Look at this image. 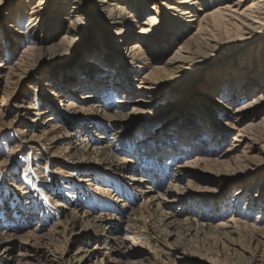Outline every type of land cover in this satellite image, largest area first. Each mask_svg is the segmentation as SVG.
I'll list each match as a JSON object with an SVG mask.
<instances>
[{"label":"rangeland","instance_id":"rangeland-1","mask_svg":"<svg viewBox=\"0 0 264 264\" xmlns=\"http://www.w3.org/2000/svg\"><path fill=\"white\" fill-rule=\"evenodd\" d=\"M202 1L205 10L216 4L231 13L252 2ZM135 2L141 7L132 4L119 23L104 20L100 0L0 2V62L9 66L29 47L45 48L27 54L17 81L0 79V264H264V109L236 111L264 82L241 93L242 86L231 93L227 86L237 77L244 83L264 47L242 39L247 33L213 50L197 45L195 57L208 67L190 90L171 96L163 84L141 97L146 68L130 60L129 43L151 38L147 45L157 50L149 57L160 63L189 32L172 31L184 22L174 0ZM151 14L153 32L141 36L139 24ZM127 24L131 38H121L117 30ZM240 43L251 58L230 61L207 84V73ZM121 70L135 108L118 101L113 75ZM217 95L224 103H214ZM184 99L196 130L184 132L187 120L170 123ZM182 134L187 142L178 140Z\"/></svg>","mask_w":264,"mask_h":264},{"label":"bare ground","instance_id":"bare-ground-1","mask_svg":"<svg viewBox=\"0 0 264 264\" xmlns=\"http://www.w3.org/2000/svg\"><path fill=\"white\" fill-rule=\"evenodd\" d=\"M78 2L82 4H86L87 0H77ZM103 2L101 5V14L105 21H108V19H114L117 23L120 22V20L125 19V11L127 8H130L132 4L134 7H141V2H135L136 0H125V2L120 1H114L111 2L109 0H100ZM176 9L180 10V17H182L184 22H180V24L176 23L174 24L175 27L172 28V31H175L176 35L180 33L182 34L183 31L189 32L185 37L183 42L179 44V46L174 50L173 54L168 57L167 59H164L162 62H158L159 60L155 59L156 57H153L154 61L151 60L152 58L149 57V53L152 52V50H157L155 47L148 46L147 40H152L151 38L145 39V38H138V40H134L130 45V60H138L141 62L139 65L140 67L146 68V71H144L143 76L141 77V84L140 89H142V92L140 93V96H144L147 93L154 94L155 90H159L161 85L165 84L166 87L173 88L170 91H168V94L171 96H176L175 92L181 93V90L188 89L190 90L193 86V83L195 82L194 76H199L203 74L208 65L201 63L200 60L197 59L198 54L196 53L197 50H193L195 46L204 44L206 48H211L212 50L215 48H218L220 40L223 38H238L239 36H244L246 33L250 36L247 38L242 39H251L255 43H261L262 47H264V0H252L251 3L246 5L244 8H242L239 11H231L228 9H225L224 5H216L213 6L210 10H205L204 3H202V0H174ZM134 2V3H133ZM76 4V3H75ZM131 4V5H130ZM73 5V4H72ZM71 5V7H72ZM37 7V5H34L33 8ZM74 8H77L75 5ZM72 7V8H73ZM138 9V8H137ZM204 10V11H203ZM202 12V13H201ZM37 10H33V13L31 14V19L36 20L38 19L37 16H34V14H37ZM136 17V14H131ZM71 17L74 19L73 24H75L77 21V17L75 15H71ZM188 17V18H187ZM133 18V19H134ZM79 19V18H78ZM71 20V19H70ZM180 20V21H182ZM156 21L153 14H151L147 21L140 22L139 24V33L141 36L145 35L144 33H152L153 28L151 26ZM197 22L196 25H193L195 27L194 31H188V29L191 28L192 24H188L187 22ZM187 26V27H185ZM83 27V26H82ZM130 27L131 24H127L125 27H119L115 33H119L120 37L127 39L128 37L131 38L130 34ZM185 27V29H184ZM65 28V27H64ZM71 28V27H70ZM188 28V29H187ZM174 29V30H173ZM73 29H70V34H73ZM78 32V31H77ZM128 32L127 35L125 33ZM82 33V32H81ZM173 34V33H172ZM62 35V34H61ZM60 35V37H61ZM155 36V35H154ZM159 36V35H158ZM157 36V37H158ZM72 36H68L67 40H71ZM163 37H158L159 40H161ZM235 43V42H234ZM62 44V43H61ZM124 44V43H123ZM247 43H240L238 47L233 48L230 51H225L224 55H227L223 58V64L221 67L217 70L211 71L210 73H207L206 80L207 84H211L213 80H219L220 76H222V73L224 74L227 65L230 61L235 63L237 62V59H241L242 55L247 54L249 58V53H245V49L243 47L246 46ZM57 45V43H55ZM52 45L51 46H55ZM245 45V46H242ZM260 45V44H259ZM51 46H48L50 48ZM148 47V48H147ZM200 47V46H199ZM55 48V47H54ZM264 49V48H263ZM45 50L43 46L39 47H29L26 50H24V54L22 57L18 60L12 63L8 66V64L1 63L0 67H8L7 71L5 69H0V79L4 80L6 82V85L8 83H12L18 80L19 77H22L21 71V65L24 58L27 56V54H32L37 51ZM232 52H237L235 54H231ZM237 57V58H236ZM232 59V60H231ZM243 59V58H242ZM241 59V60H242ZM244 60V61H243ZM242 60L243 63H246L245 58ZM258 60L257 64H253V61ZM206 61V60H205ZM261 61H264V52H259L258 55L252 60L251 68L246 73V80L242 84V81L237 84V80L239 77L236 78V80H226L227 86L231 87L232 90H229L228 92H234V89L239 86H242L239 89H236L237 93H241V90H246L249 87V84L251 86L250 89H252L253 84L255 85L262 84L264 82V78H261L259 80V77L264 76V63L262 64ZM260 63V64H259ZM25 64V63H24ZM232 64V63H231ZM253 65H257L254 67ZM211 66V65H210ZM253 66V67H252ZM239 72H243L242 66H235ZM260 68V69H257ZM224 70V71H223ZM222 71V73H220ZM231 71V70H230ZM99 72V71H98ZM229 72V71H228ZM240 72V74H241ZM232 74V73H230ZM259 74V75H257ZM258 76V78H257ZM101 77V76H99ZM103 77V76H102ZM114 77V89L119 90L122 92V95L120 99L118 100L119 103H134L135 105L133 108L138 106L136 101L128 100L127 94L128 89L123 87L121 85L122 81L125 82L126 73L124 70L117 71L113 75ZM223 78V77H222ZM244 78V77H243ZM259 81H258V80ZM204 80V79H203ZM215 80V81H216ZM232 81V82H231ZM258 81V82H257ZM207 84H205V87H207ZM259 88V86H257ZM196 88V87H195ZM217 85L212 88V91L216 92ZM249 88L246 90H250ZM149 90V91H146ZM194 91V90H193ZM221 91V90H220ZM219 91V92H220ZM203 92V91H202ZM53 93V91H52ZM60 93H56V95H59ZM62 94V93H61ZM60 94V95H61ZM188 95V94H187ZM9 96L8 92L6 91V87L4 88V91L1 96V103H5V100ZM185 96V95H184ZM223 98V95H221ZM90 97L89 94H85L83 98ZM217 95V97H212V100L214 103H224L223 99ZM225 99V98H224ZM188 100L184 99L181 103V114L177 115L175 118H172L170 121L171 124H180L182 121H186L188 123L183 124L185 129L184 132L187 131V129L196 130L197 128H190L189 127V121L193 120L192 114H190V111L186 108L184 109L183 105L189 106L190 104L187 103ZM189 102V101H188ZM75 103L70 100L66 106L69 107V109H73L75 107ZM80 105V104H79ZM85 105V104H83ZM90 105V104H89ZM211 111V107H207ZM252 109L250 111L251 115H256L257 111L259 109H264V87L261 89V92L251 98L249 101H247V104L244 105L242 108H237V112H242V115H245V109ZM258 109V110H257ZM247 113V112H246ZM249 114V113H248ZM249 114V115H250ZM112 116V115H111ZM264 115L262 116V118ZM174 119V120H173ZM264 123V122H263ZM256 124V123H255ZM252 125V123L250 124ZM254 128V127H253ZM210 133V128H208ZM258 129V128H257ZM24 131V130H23ZM240 133V132H239ZM242 135V134H241ZM178 140L181 142H187L188 137L184 134L179 135L180 137ZM208 137V136H207ZM253 138V137H252ZM29 143L34 140V138H27L26 139ZM254 143V142H253ZM186 145V144H185ZM253 145V144H252ZM249 146V145H248ZM224 156V155H223ZM132 180H137L136 177H131ZM262 208V205H261ZM234 218H231V220ZM236 222L237 220L234 219ZM227 224V223H226ZM225 223H220V225H226ZM249 225V224H248ZM252 227H255L254 225ZM107 237H110V235H107ZM91 253V252H90ZM91 254H88L90 256ZM85 259L88 257L84 254ZM87 261H83L82 263L86 264Z\"/></svg>","mask_w":264,"mask_h":264},{"label":"snow or ice","instance_id":"snow-or-ice-1","mask_svg":"<svg viewBox=\"0 0 264 264\" xmlns=\"http://www.w3.org/2000/svg\"><path fill=\"white\" fill-rule=\"evenodd\" d=\"M0 2H2V0H0Z\"/></svg>","mask_w":264,"mask_h":264}]
</instances>
